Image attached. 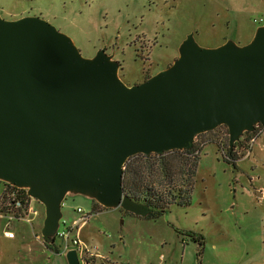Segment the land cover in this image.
<instances>
[{
	"label": "water",
	"instance_id": "water-1",
	"mask_svg": "<svg viewBox=\"0 0 264 264\" xmlns=\"http://www.w3.org/2000/svg\"><path fill=\"white\" fill-rule=\"evenodd\" d=\"M120 66L105 48L85 57L40 16L0 13V180L44 204L46 244L68 195L142 217L153 211L124 191L131 156L191 149L221 125L232 152L264 124V24L244 45L204 47L192 32L178 58L141 83L126 84ZM66 257L80 264L76 249Z\"/></svg>",
	"mask_w": 264,
	"mask_h": 264
},
{
	"label": "rangeland",
	"instance_id": "rangeland-1",
	"mask_svg": "<svg viewBox=\"0 0 264 264\" xmlns=\"http://www.w3.org/2000/svg\"><path fill=\"white\" fill-rule=\"evenodd\" d=\"M0 13L7 20H48L85 57L105 48L120 62L124 82L134 85L169 67L192 32L204 47L250 42L264 24L256 22L264 18V0H0ZM240 140L233 158L228 127L199 134L191 155L198 157L191 203L172 204L159 217L104 208L84 194L68 195L63 212L70 219L78 206L93 212L82 239L111 264H264V124ZM5 191L0 180V200ZM34 205L40 210L35 232L16 223L14 239L4 235L0 216V264H69L66 254L35 237L45 206L39 200ZM189 232L203 235L204 245ZM62 244L57 237L55 246Z\"/></svg>",
	"mask_w": 264,
	"mask_h": 264
},
{
	"label": "trees",
	"instance_id": "trees-1",
	"mask_svg": "<svg viewBox=\"0 0 264 264\" xmlns=\"http://www.w3.org/2000/svg\"><path fill=\"white\" fill-rule=\"evenodd\" d=\"M240 142L241 140L236 142L232 152L229 147L233 158L236 157L235 149ZM195 151L196 147L193 146L191 149H173L162 154L138 153L128 159L124 168V191L136 201L150 205L153 211L145 217H159L172 204L188 205L191 203L198 161L197 156L191 157ZM10 188L14 186L9 184L6 189ZM7 190L3 195L4 201L8 197ZM21 190L25 191V189ZM189 234L194 240L204 245L203 235L193 232ZM47 246L61 252L55 243L47 244Z\"/></svg>",
	"mask_w": 264,
	"mask_h": 264
},
{
	"label": "built area",
	"instance_id": "built-area-1",
	"mask_svg": "<svg viewBox=\"0 0 264 264\" xmlns=\"http://www.w3.org/2000/svg\"><path fill=\"white\" fill-rule=\"evenodd\" d=\"M256 22L263 23L264 18L257 19ZM257 128V127H256ZM22 188L14 186L10 188L7 198L0 200V215L4 218V235L13 238L16 236L12 225L16 221L35 225V219L40 215V210L34 205L33 197L29 196L26 189L22 192ZM4 198V197H3ZM66 199V198H65ZM65 199L62 202V211L65 206ZM4 208L5 210H1ZM77 216L72 219L67 218L63 212L60 219V225L56 237L63 239L61 252L67 254L71 249H76L79 254L80 264L90 263L89 258L106 259L105 263L111 264V260L99 252L96 246H91L82 239L81 231L88 224L93 212H86L83 207L78 206L76 209ZM37 239H43L42 233H35Z\"/></svg>",
	"mask_w": 264,
	"mask_h": 264
},
{
	"label": "crops",
	"instance_id": "crops-1",
	"mask_svg": "<svg viewBox=\"0 0 264 264\" xmlns=\"http://www.w3.org/2000/svg\"><path fill=\"white\" fill-rule=\"evenodd\" d=\"M93 208H95V205L93 206ZM1 216V215H0ZM18 224V223H23V224H27V225H29L30 227H31V229L34 231V229H35V225L33 226V225H30V224H28V223H25V222H21V221H16L15 223H14V225L15 224ZM15 231V230H14ZM35 232V231H34ZM16 233V232H15ZM17 237V233H16V236L15 237H13L12 239H14V238H16ZM44 241V240H43ZM45 243V242H44ZM46 244V243H45ZM46 246H47V244H46ZM48 247V246H47ZM60 248V247H59ZM60 251H61V248H60Z\"/></svg>",
	"mask_w": 264,
	"mask_h": 264
},
{
	"label": "flooded vegetation",
	"instance_id": "flooded-vegetation-1",
	"mask_svg": "<svg viewBox=\"0 0 264 264\" xmlns=\"http://www.w3.org/2000/svg\"><path fill=\"white\" fill-rule=\"evenodd\" d=\"M147 78H149V77H146V79H147ZM5 184H6V188H7V187L9 186V184H8V183H6V182H5Z\"/></svg>",
	"mask_w": 264,
	"mask_h": 264
}]
</instances>
